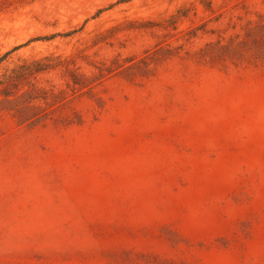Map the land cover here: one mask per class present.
I'll use <instances>...</instances> for the list:
<instances>
[{
  "label": "rangeland",
  "instance_id": "1",
  "mask_svg": "<svg viewBox=\"0 0 264 264\" xmlns=\"http://www.w3.org/2000/svg\"><path fill=\"white\" fill-rule=\"evenodd\" d=\"M0 264H264V0H0Z\"/></svg>",
  "mask_w": 264,
  "mask_h": 264
}]
</instances>
